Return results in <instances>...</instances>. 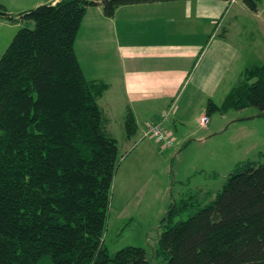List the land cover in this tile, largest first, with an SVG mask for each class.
Listing matches in <instances>:
<instances>
[{
    "label": "trees",
    "instance_id": "16d2710c",
    "mask_svg": "<svg viewBox=\"0 0 264 264\" xmlns=\"http://www.w3.org/2000/svg\"><path fill=\"white\" fill-rule=\"evenodd\" d=\"M179 0H59L0 18L27 20L0 58V264H152L142 247L110 254L105 231L117 140L98 103L108 89L88 80L76 40L93 4L106 17L125 4ZM253 9L251 0H245ZM254 107L264 116V64L247 66L221 105L206 114ZM129 137L138 131L126 109ZM166 213L155 256L166 264H264V165L238 164L216 199L176 221Z\"/></svg>",
    "mask_w": 264,
    "mask_h": 264
},
{
    "label": "crops",
    "instance_id": "0c3cea01",
    "mask_svg": "<svg viewBox=\"0 0 264 264\" xmlns=\"http://www.w3.org/2000/svg\"><path fill=\"white\" fill-rule=\"evenodd\" d=\"M91 8L101 7L88 8L75 48L93 78L108 85L98 102L109 132L108 116L115 103L110 99L121 98L125 111L131 109L135 117L138 133L142 135L149 125L161 122L172 133L175 144L182 145L188 136L182 131L177 135L178 125L185 127L193 118L199 123L206 114L208 100L226 96L244 69L254 63H246L240 55L243 44L254 42L256 37L247 23L238 22L240 15L249 12L245 0L125 4L112 17H106L101 8L97 18L87 17ZM82 68L85 73L83 65ZM188 87V106H175L169 113L167 109L176 98H182ZM104 98L106 108L101 105ZM224 125L218 126L215 133H221Z\"/></svg>",
    "mask_w": 264,
    "mask_h": 264
},
{
    "label": "rangeland",
    "instance_id": "374dc122",
    "mask_svg": "<svg viewBox=\"0 0 264 264\" xmlns=\"http://www.w3.org/2000/svg\"><path fill=\"white\" fill-rule=\"evenodd\" d=\"M49 2L0 0L7 12L17 19L21 13ZM251 3L253 9L248 6L249 12L246 10L250 16L240 15L238 22L247 23L248 29L254 30L256 37L254 42L243 44L240 55L248 64L257 61L264 64V0H251ZM98 5L103 10L100 3L92 7ZM101 8H91L87 17H99ZM3 23L7 26H2ZM24 27L34 28V23L27 20L9 22L0 18V58ZM83 60L79 59L86 78L98 80L93 78ZM190 93L191 88L188 87L182 98H176L167 111L171 113L172 108H179V105L180 109L188 106L187 94ZM224 98L225 95L213 101L221 105ZM105 99L101 100V105L106 108ZM110 102H115L112 106L114 110L108 116L111 121L110 134L118 142L120 163L113 180L105 246L110 254L128 246L142 247L152 264H166L163 257L155 256L154 250L158 248L160 227L169 208L188 201L189 205L176 217L175 222L188 220L199 208L216 199L238 164L264 165V116L255 117L258 110L254 107L215 112L210 116L206 114L211 119V124L206 128L200 127L193 118L185 127L178 125L176 131L179 136L181 131L186 132V141L167 148L153 138H144L141 132L129 137L122 116L126 112L123 101L120 98L119 101L110 99ZM223 123L225 129L215 133ZM2 135L3 130L0 129V137Z\"/></svg>",
    "mask_w": 264,
    "mask_h": 264
},
{
    "label": "built area",
    "instance_id": "2783aa9c",
    "mask_svg": "<svg viewBox=\"0 0 264 264\" xmlns=\"http://www.w3.org/2000/svg\"><path fill=\"white\" fill-rule=\"evenodd\" d=\"M166 117V114L163 115ZM200 127L206 128L209 124V117L207 115H203L199 120ZM144 138H154L158 142L162 143L164 147H170L174 145V137L170 131H167L161 122L158 124L153 123L148 126V128L144 131Z\"/></svg>",
    "mask_w": 264,
    "mask_h": 264
}]
</instances>
